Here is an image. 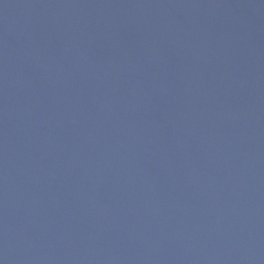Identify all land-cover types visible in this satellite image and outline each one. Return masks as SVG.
Returning a JSON list of instances; mask_svg holds the SVG:
<instances>
[{"label": "water", "instance_id": "1", "mask_svg": "<svg viewBox=\"0 0 264 264\" xmlns=\"http://www.w3.org/2000/svg\"><path fill=\"white\" fill-rule=\"evenodd\" d=\"M0 264H264V0H0Z\"/></svg>", "mask_w": 264, "mask_h": 264}]
</instances>
